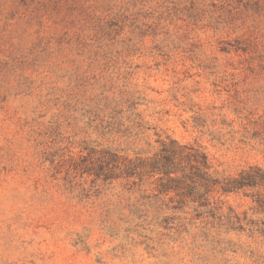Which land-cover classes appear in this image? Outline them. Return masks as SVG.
<instances>
[{
  "label": "rangeland",
  "instance_id": "1",
  "mask_svg": "<svg viewBox=\"0 0 264 264\" xmlns=\"http://www.w3.org/2000/svg\"><path fill=\"white\" fill-rule=\"evenodd\" d=\"M0 264H264V0H0Z\"/></svg>",
  "mask_w": 264,
  "mask_h": 264
},
{
  "label": "trees",
  "instance_id": "2",
  "mask_svg": "<svg viewBox=\"0 0 264 264\" xmlns=\"http://www.w3.org/2000/svg\"><path fill=\"white\" fill-rule=\"evenodd\" d=\"M204 156L202 155V158H203ZM168 158H166V160H167ZM164 165H165V163H164ZM161 169H163V172L165 173V174H167V173H170L171 171H172V168L169 166V164H166L165 166H163V168H161Z\"/></svg>",
  "mask_w": 264,
  "mask_h": 264
}]
</instances>
